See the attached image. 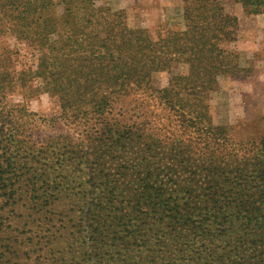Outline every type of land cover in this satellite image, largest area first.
I'll list each match as a JSON object with an SVG mask.
<instances>
[{"label": "rangeland", "instance_id": "1", "mask_svg": "<svg viewBox=\"0 0 264 264\" xmlns=\"http://www.w3.org/2000/svg\"><path fill=\"white\" fill-rule=\"evenodd\" d=\"M75 1L81 4L72 8L73 18L58 29L83 43L115 37L89 29V17L82 8L89 0ZM93 3L107 9L100 16L118 23L125 35L122 40L130 39L133 46L115 52L119 65L112 70L106 58L101 65L91 61L93 70H89V46L64 47L63 52L83 68L71 67L56 90L43 76L24 81L22 71L36 70L41 53L33 52L24 41L7 38L2 31L10 25L12 9L0 8V49L8 46L17 51L11 61L0 53V110L15 108L18 122L22 112L38 118L36 126L19 128L18 122H11L0 129V264H30L23 257L30 249H41L38 253L42 259L48 248L52 257L60 254L58 248L51 247L53 243L41 238L39 231L44 226L38 216L33 223L20 227L15 224L20 214H11L13 205L5 203V192L17 201L24 193L25 179L35 176L45 179L49 190L57 191L45 209V217L54 220L56 226L68 228L77 237L75 245L86 246L88 252L97 240L105 243L112 236L126 239L134 230L131 225L139 223H143L140 235L147 238H153L151 228H161L158 240H152L155 247L171 246L163 234L178 232L168 227V219L156 221V214L150 211L155 205L175 207L179 219H189V228L201 225V243L207 254L239 258L235 264L264 257V225L261 231L253 229L244 234L237 232V227L226 229L222 222L212 226L211 218L220 204L228 201L230 214L244 217V211L251 208L249 202L261 196L255 192L257 185L252 183L242 157L248 156L256 167L263 163L262 154L253 153L264 137V12L246 13L249 9L238 0H221V18L205 23L187 18L185 0ZM56 8L58 14L63 12L61 6ZM218 21L232 27L224 32L216 26ZM216 48L226 55H215ZM130 68L139 76L140 90L133 91L136 86L131 82L121 89L104 85ZM81 77L89 80V90L79 81ZM131 78L137 79L136 75ZM72 79L76 84L68 87ZM171 88L173 91L168 92ZM13 127L18 128V137L30 150L19 148L11 138ZM41 144L44 149L38 153ZM239 166L245 168L236 175ZM217 175L227 177L229 183L223 184ZM98 178L104 183L102 188L112 183V194L119 200L116 206L131 215L119 223L123 227L117 226L118 221L113 223L110 232L114 234L92 233L90 219H86L91 207L89 194ZM15 181L24 186L17 189V184L12 185ZM68 192L73 194L68 197ZM22 203L16 202L18 206ZM132 208L141 214L137 221L131 220ZM256 213L264 215V210ZM202 219L207 221L201 223ZM185 233L190 235L192 230Z\"/></svg>", "mask_w": 264, "mask_h": 264}, {"label": "trees", "instance_id": "2", "mask_svg": "<svg viewBox=\"0 0 264 264\" xmlns=\"http://www.w3.org/2000/svg\"><path fill=\"white\" fill-rule=\"evenodd\" d=\"M85 1V0H80ZM94 0H89V4L83 6L85 11L84 15L89 17V29H99L111 34L113 37L103 36L101 39L90 40L89 43H83L80 39H72L71 36H68L66 30L58 29V26H63L66 23V19H72V8L81 4L75 0H0V8L3 10L5 8L12 9V15L10 25L5 28V31H2L7 35V38H14L20 41L27 43L33 52L41 53V57L37 55L38 65L36 70L27 69L24 74V81H33V79L40 78L41 76L48 82V84H54L56 90L57 86L60 85V80L63 78L64 74L72 67L74 70H82L83 66L75 58L71 57L70 54L63 52L64 47L67 49H78L85 46H89L86 51L89 55V66L88 64L85 67H89V70H93L91 61L97 65L103 63V59L106 58L107 62L112 66L109 67L111 70L119 65L117 58H115V52H123L127 49L129 45L133 46L130 39L122 40L125 37L123 30L119 28L118 23H111L107 18H102L100 16L101 11H107V9L102 7H97L94 3ZM188 3L186 9V16L188 19H194V21L208 22L209 20H214L221 18L222 9L218 6V3L221 0H185ZM241 2L243 8H248L246 13L258 14L264 12V0H238ZM196 4L200 7H196ZM57 6H61L63 12L61 14L57 13ZM120 15L113 14L112 16ZM204 23V24H205ZM74 26H77V22L73 23ZM74 26H71L72 28ZM216 26L223 28V31H229L228 29L231 24H227L223 21H218ZM77 31H82L81 28L76 27ZM7 30V33H6ZM50 35H55V39H50ZM58 38V40H57ZM63 38V39H62ZM60 42H63V46H58ZM121 45H118V44ZM89 49L93 50L89 53ZM215 55L221 54L226 55L224 51H220L217 48L215 49ZM0 53L3 56V59H8L11 61V57L14 54H17V51H13L8 46L0 49ZM222 59V56L221 58ZM223 72V71H222ZM85 73V72H84ZM136 75L135 80H132V75ZM87 75V73H86ZM135 69L130 68V71L121 72L118 76H113L111 80L106 81L104 85L117 86L121 89L126 85V83L135 84L133 91L140 90V79L138 78ZM79 81L86 85L89 90V80L85 78H80ZM75 80L72 79L68 82V87H73L75 85ZM176 86V84H174ZM173 91V88L167 90ZM141 93H144L141 90ZM168 93H164V96H167ZM164 96H161L164 98ZM12 110L1 111L0 110V129L4 124H10L11 122L16 124L17 112L15 108ZM25 112V110H24ZM22 119L17 123V127H23L26 124L37 125L38 118L35 114L27 113L21 114ZM12 134L11 138L14 137V140L17 142L19 148L30 150L27 142L24 139L18 137V128H11ZM35 143L39 144L37 140H34ZM35 143H32L31 146L35 147ZM44 146L39 145L36 151L42 153ZM161 149H159V153ZM162 151V150H161ZM262 154L263 163L260 167L253 165L249 157L243 155L242 160L245 163L248 173L251 175L252 183L256 184L255 192L261 195L256 197L249 202V206L246 213V216H233L230 214L229 205L230 201L227 203H221L220 207L217 208L216 212L211 215V218L214 220V224L222 222L226 225V229H231L237 227V232H245L247 234L251 230L261 231L262 226L264 225V215H259L256 213L258 210H264V137H262L257 142V149L253 153L254 155ZM1 157V155H0ZM256 158V157H255ZM245 167H237L234 174H240L241 169ZM221 173L224 172V168L220 167ZM221 177L220 175H217ZM238 177V176H236ZM223 179V184H228L229 179L227 177H221ZM94 180V178L92 179ZM96 180V179H95ZM26 186L24 193L19 196V199L15 201L16 197L8 195L7 192L4 193L5 203L13 205L11 214H20L19 221H15V224L20 225V227L28 226L30 223H33L35 216H38L39 219L43 221L44 230L41 229L39 232H42V239H45V243L51 242L52 248L59 249V256L52 257V250L48 248L47 255L43 257L39 255V251L30 249L26 251V254L23 256L24 259L30 260V264H235L237 259L234 257H229L220 254H211L206 253L203 248L201 238L204 231L201 230V225H194L191 228L189 226L191 223L188 218L184 220L179 219V213L175 207L169 209H163V207L155 206L151 207V212L156 214V221H162V219H168V227L175 228L178 232V235L173 233H164L163 237H166L171 242V246L163 245V249L155 247V242L152 240H158L162 234L160 227L155 226L151 228V233L153 238H147L146 236L140 235L139 227L143 223L138 225H131L134 227V230L128 232V237L126 239H121L120 237L112 236L108 242H101L97 240L96 244L92 245V250L86 251V246L79 244L75 245L77 237L69 231L68 228L62 224L56 226L54 220L48 219L45 217L47 214L46 208L50 207L52 204V196L56 191L54 188L49 190L48 184L45 179H41L40 176L28 177L25 179ZM21 181H15L13 184H17V189L24 185H20ZM98 183L96 186L95 184ZM104 183L101 182V178H98L96 182L93 183V189L89 194L91 199V207L88 206V215L86 219H90L91 232L98 234L101 232H110L113 228V223L118 221L117 226H122L123 219L125 217L131 216L130 214H124L123 210L116 206L119 203L118 197L113 195L114 187L112 183L107 184L106 188H102ZM52 185L56 186L55 180H52ZM240 187V186H239ZM48 188V189H47ZM50 191V192H49ZM11 192V191H9ZM12 193V192H11ZM238 193V191L236 192ZM57 194V191H56ZM55 194V195H56ZM73 193L68 192L67 196L70 197ZM75 195V194H74ZM107 195V196H104ZM77 196V195H76ZM23 201L18 206L16 202ZM213 203H218L217 200H212ZM89 205V203H88ZM32 208L33 212H28ZM25 208V210H23ZM258 209V210H257ZM133 215L131 220L139 219L140 213L137 210L132 208ZM130 220V221H131ZM241 220H244L241 222ZM206 219H202L201 223L206 222ZM253 225L251 226V224ZM232 226V227H231ZM123 227V226H122ZM19 228H17V231ZM192 230L190 235H187L185 232ZM111 231L110 234H114ZM140 237V238H139ZM215 237V235H211ZM157 242V241H156ZM205 251V252H204ZM31 254V256H30ZM48 256V257H47ZM46 260V261H44ZM249 264H264V257H252L247 262Z\"/></svg>", "mask_w": 264, "mask_h": 264}]
</instances>
